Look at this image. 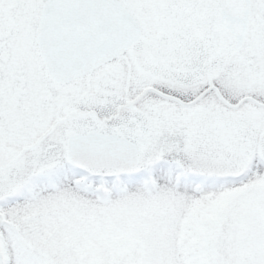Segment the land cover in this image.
<instances>
[{
  "label": "snow or ice",
  "instance_id": "snow-or-ice-1",
  "mask_svg": "<svg viewBox=\"0 0 264 264\" xmlns=\"http://www.w3.org/2000/svg\"><path fill=\"white\" fill-rule=\"evenodd\" d=\"M0 264H264V0H0Z\"/></svg>",
  "mask_w": 264,
  "mask_h": 264
}]
</instances>
